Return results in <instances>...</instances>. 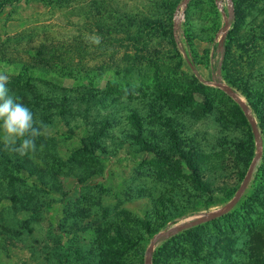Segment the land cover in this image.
Instances as JSON below:
<instances>
[{"label": "rangeland", "instance_id": "374dc122", "mask_svg": "<svg viewBox=\"0 0 264 264\" xmlns=\"http://www.w3.org/2000/svg\"><path fill=\"white\" fill-rule=\"evenodd\" d=\"M31 44L56 57L44 77L112 102L95 137L77 108L66 107L75 121L62 109H50V120L32 111L63 161L76 164L47 195L33 177L31 190L49 205L32 224L36 238L0 234V264H55V241L61 256L62 246L97 250L84 232L96 206L86 209L83 198L115 208L125 238L137 239L122 264H165L162 247L179 238L187 242L171 254L191 256L180 264H264V0H0V74L19 76ZM82 141L88 159L77 154ZM0 205L1 223L34 219L8 200ZM66 208L81 221L72 240L58 225L73 229Z\"/></svg>", "mask_w": 264, "mask_h": 264}, {"label": "trees", "instance_id": "16d2710c", "mask_svg": "<svg viewBox=\"0 0 264 264\" xmlns=\"http://www.w3.org/2000/svg\"><path fill=\"white\" fill-rule=\"evenodd\" d=\"M57 1L59 4H62L65 0ZM70 2L72 3V1ZM188 8H190V2L188 4ZM184 35L187 38L189 37L188 30L184 31ZM189 40L190 38L188 41ZM27 51L31 54L29 56V64L24 65V68L19 76L14 79H10L7 82L10 94L18 97L19 100H21L20 102L26 101V104H28V107L32 111H38L41 114L42 120H50V115L45 117V114L50 111V109H62L63 111L61 116L66 117V115H71V119L75 121V119H77L76 115L74 116V113H69L72 111L66 110V107L72 106L77 108V111L83 114L86 126L96 128L92 137H95V134L98 136V134L103 133L102 128L97 130L96 125H98V123L96 122V119L102 111L111 109L110 105L107 107L105 106L107 104L106 102H112V100L104 101L102 97L98 98L97 96H92L90 88L83 91L80 89L69 90L67 88H63L56 81L44 77V72H46L47 69L52 66L53 61L56 60V57L52 55L46 58L45 53L49 52V48L43 45L31 44L29 45ZM61 68L69 70L64 65ZM72 96L74 99H72ZM250 102L253 104L252 101ZM23 104L26 105L25 103ZM131 112H133L132 119L135 121L136 126L139 129L141 122L140 113L138 110H133ZM107 117L108 115L104 117V120L109 122ZM36 143L37 151L23 157L5 148L3 144H0V204L3 201L8 200L16 206L19 205L21 208L20 212H27L30 214V217H34V219L31 218L23 222L19 221V219H6L4 220V223L0 222V234L6 236L9 235L11 238H15L16 240L22 239L26 234L32 238H36L32 224L36 219H39L40 214L43 210L45 212L46 206L49 205L48 203L41 201L43 197L36 196L38 194L37 190H31L30 183L33 182V177L38 180L33 183L34 186H36L39 182V190L43 192L44 195H47L54 191L56 192V189L59 187L58 177L60 175H66L63 172L64 167L76 164L75 159L63 161L59 151L57 150L56 140L47 135L45 128L44 134L37 138ZM82 143H84L83 148L78 150L77 154H79L81 158L88 159V156H91V149L85 142L82 141ZM149 150L154 152V149ZM157 154L158 153H155L156 156ZM183 159H185L184 161L189 165V167H191L188 158L184 156ZM193 179L197 187L204 190L199 177L194 174ZM92 199L96 202L83 198L81 203L86 209L96 206V215L93 219L94 221L86 224L87 229H85L84 232H88V230L93 232V244L97 247V250L90 251V249H84L83 247H75L76 245L71 248L68 245L66 249L62 246L65 251V255L61 256L58 254L61 249V242L59 241V243L55 241L53 249L50 248V255L54 258V262H59V264L62 262H65L64 264H71L75 261V263L78 262V264H91L89 262V260H91L93 264H122L119 260L122 259L126 252L134 248L137 239H133L135 242L132 239H126L123 235L122 226L120 224L117 225L119 212H115V208L110 209L107 206L98 204L96 198ZM77 202L79 203L78 200ZM1 206L2 205H0V208ZM16 212L19 211L16 210ZM85 212L87 211L84 210V208L81 211L79 210V214L87 216ZM64 213L63 218L73 229L69 230L68 228L62 227V222L58 224L59 229L64 238L72 240L71 238L75 237L76 234H79L78 226L81 221L76 220L79 217V214H74V212L70 211L68 208L64 210ZM126 218L121 220L123 224L127 222ZM5 222L16 224H5ZM110 226H114L116 230L113 236L106 231V228ZM49 236L55 237L52 233H49ZM186 237L191 238L192 236L189 233ZM182 242L184 243L187 241H185L184 238H179V240L174 242V245H165V247H162L161 251L164 256L165 264H180V262L183 263L185 260L191 258V256L187 257L183 254L178 257L171 254L172 252L176 253V250L173 251L172 248L174 246L178 247V244L182 245ZM192 247L197 249L193 251L194 254H192V256H194L199 253L200 248L195 242H193ZM108 255L117 256L118 258L117 260L114 259V261H111V259H108Z\"/></svg>", "mask_w": 264, "mask_h": 264}, {"label": "clouds", "instance_id": "9594fccd", "mask_svg": "<svg viewBox=\"0 0 264 264\" xmlns=\"http://www.w3.org/2000/svg\"><path fill=\"white\" fill-rule=\"evenodd\" d=\"M8 77L0 74V144L23 157L37 151L36 140L45 126L34 118L32 110L10 94Z\"/></svg>", "mask_w": 264, "mask_h": 264}, {"label": "built area", "instance_id": "2783aa9c", "mask_svg": "<svg viewBox=\"0 0 264 264\" xmlns=\"http://www.w3.org/2000/svg\"><path fill=\"white\" fill-rule=\"evenodd\" d=\"M183 6V5H182ZM184 10L181 11V6L177 9L176 11V19L178 21H180L181 19H183L184 14H183Z\"/></svg>", "mask_w": 264, "mask_h": 264}, {"label": "water", "instance_id": "95a60500", "mask_svg": "<svg viewBox=\"0 0 264 264\" xmlns=\"http://www.w3.org/2000/svg\"><path fill=\"white\" fill-rule=\"evenodd\" d=\"M221 84H222V83H221ZM168 234H169V233H168ZM168 234L161 235V236L158 237V238L160 239V238H162V236H166V235H168ZM156 240H157V239H156Z\"/></svg>", "mask_w": 264, "mask_h": 264}]
</instances>
